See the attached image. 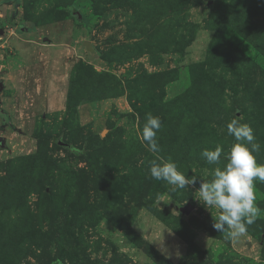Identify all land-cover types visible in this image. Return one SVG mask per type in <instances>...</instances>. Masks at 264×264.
<instances>
[{"label":"rangeland","instance_id":"obj_1","mask_svg":"<svg viewBox=\"0 0 264 264\" xmlns=\"http://www.w3.org/2000/svg\"><path fill=\"white\" fill-rule=\"evenodd\" d=\"M15 2L0 4V264H264V211L229 238L198 200L217 167L201 151L230 150L232 119L264 164V0ZM157 155L196 182L154 180Z\"/></svg>","mask_w":264,"mask_h":264},{"label":"clouds","instance_id":"obj_2","mask_svg":"<svg viewBox=\"0 0 264 264\" xmlns=\"http://www.w3.org/2000/svg\"><path fill=\"white\" fill-rule=\"evenodd\" d=\"M161 129V120L151 113L146 114L142 128V139L149 151L158 154L161 151L157 133ZM228 134L234 137L235 143L227 153L221 146L215 149H203L201 156L208 164L217 167L212 171L210 181L202 180L198 200L208 209L215 207L219 215L213 218L212 227L218 232H225L229 238H238L246 233L247 226L253 224L264 211L256 203L255 181L264 183V164H258L256 155L261 150L254 130L248 123L232 119L227 125ZM222 155L227 163L220 167ZM149 163L150 176L154 180L166 181L173 186V191L184 189L194 184L196 177H186L178 170V165L171 157L157 158ZM55 264H60L57 260Z\"/></svg>","mask_w":264,"mask_h":264},{"label":"crops","instance_id":"obj_3","mask_svg":"<svg viewBox=\"0 0 264 264\" xmlns=\"http://www.w3.org/2000/svg\"><path fill=\"white\" fill-rule=\"evenodd\" d=\"M10 4H12V3H10ZM67 19H69V17H66V19L64 18V19H62V20H67ZM61 20H57V21H51V22H49V24H55V23H57V22H60ZM15 40H17V39H15ZM46 41H47V39H46ZM45 46H47V45H49V46H53V45H58V47L60 48V47H63V45L64 46H66L67 45V42L65 43V42H57V44H53V43H47V42H44L43 43ZM62 45V46H61ZM57 51V50H56ZM5 63L8 65V66H11V67H14V64H13V62H12V60H7V61H5ZM1 65V68L2 67H4V64H0ZM8 78H10L12 75H14V73H15V69L13 70V69H10L9 71H8ZM59 79L58 78H56L55 80L53 79L52 80V84H53V87H57L56 89H57V92H59L58 91V87H60V89H63V87H62V83H59V81H58ZM53 81H56V82H54L53 83ZM63 92H64V90H63ZM62 92V94L65 96V93H63ZM28 93V92H27ZM32 95V94H31ZM57 95L58 94H53V92H52V96H50V99L52 98L53 99V101H55L56 100V97H57ZM59 95H61V94H59ZM37 97H38V94H33V99H32V102H31V104H34V102H35V100H37ZM57 101V100H56ZM56 101L54 102V103H56ZM21 102H22V100H21ZM57 104V103H56Z\"/></svg>","mask_w":264,"mask_h":264},{"label":"water","instance_id":"obj_4","mask_svg":"<svg viewBox=\"0 0 264 264\" xmlns=\"http://www.w3.org/2000/svg\"><path fill=\"white\" fill-rule=\"evenodd\" d=\"M78 17L80 18L81 15L78 14ZM3 33L2 29L0 28V35ZM3 89V84H2V81H0V92L1 90ZM5 137L1 136L0 137V147L1 148H4L5 147ZM192 209V207L187 204L185 207H182L181 210L184 211L185 213H189V211Z\"/></svg>","mask_w":264,"mask_h":264},{"label":"trees","instance_id":"obj_5","mask_svg":"<svg viewBox=\"0 0 264 264\" xmlns=\"http://www.w3.org/2000/svg\"><path fill=\"white\" fill-rule=\"evenodd\" d=\"M1 3H11V0H1L0 1V4ZM16 7H18V5H19V0H16V2H15V4H14ZM15 15V13H13L12 14V18H13V16ZM66 17V16H65ZM80 20H81V22L82 23H88L87 22V20L83 17V15H82V17L80 18ZM54 21V20H53ZM50 21H48V22H44V23H42V24H45V23H49ZM11 126H13L12 124H11ZM61 264V263H60ZM168 264H170V263H168Z\"/></svg>","mask_w":264,"mask_h":264},{"label":"flooded vegetation","instance_id":"obj_6","mask_svg":"<svg viewBox=\"0 0 264 264\" xmlns=\"http://www.w3.org/2000/svg\"><path fill=\"white\" fill-rule=\"evenodd\" d=\"M1 111V110H0Z\"/></svg>","mask_w":264,"mask_h":264}]
</instances>
